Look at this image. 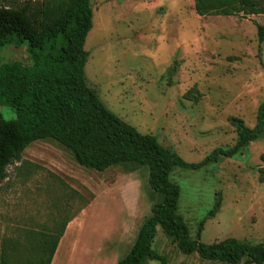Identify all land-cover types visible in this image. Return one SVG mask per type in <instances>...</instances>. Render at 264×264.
Listing matches in <instances>:
<instances>
[{"label": "rangeland", "instance_id": "rangeland-1", "mask_svg": "<svg viewBox=\"0 0 264 264\" xmlns=\"http://www.w3.org/2000/svg\"><path fill=\"white\" fill-rule=\"evenodd\" d=\"M41 1L0 0V7ZM92 8L86 82L123 121L191 164L237 143L233 118L255 127L264 102V14L201 17L194 0H94ZM9 62L31 65L27 42L0 49V66ZM193 88L197 101L186 97ZM0 116L16 113L0 105ZM171 180L192 239L264 244V137L200 170L177 168ZM2 186L0 239L21 263L37 253L29 233L66 224L52 264H118L161 200L148 168L91 170L53 141L28 147ZM154 249L169 264H220L183 254L161 228Z\"/></svg>", "mask_w": 264, "mask_h": 264}, {"label": "trees", "instance_id": "trees-1", "mask_svg": "<svg viewBox=\"0 0 264 264\" xmlns=\"http://www.w3.org/2000/svg\"><path fill=\"white\" fill-rule=\"evenodd\" d=\"M94 0H42L18 7H0V49L29 45L31 65L9 62L0 66V105L12 108L16 118L0 116V192L7 168L23 159L37 141H53L71 152L82 167L103 172L114 166L134 165L149 170V186L161 197L151 207L130 252L118 264H169L154 249L158 229L185 255L220 264H264V244L229 238L205 244L192 239L179 213L180 187L171 180L175 169L197 171L233 158L242 149L264 137V102L257 122L249 128L237 118L231 120L238 140L229 149L217 148L197 164L187 163L176 152L161 145L153 135L142 134L114 114L86 82L85 50L93 27ZM196 13L206 16L264 14V0H194ZM264 43V27L258 28ZM186 97L197 101L195 88ZM67 225L58 232H31L36 255L31 260L13 261L10 243L0 239V264H52ZM31 261V263H26Z\"/></svg>", "mask_w": 264, "mask_h": 264}]
</instances>
